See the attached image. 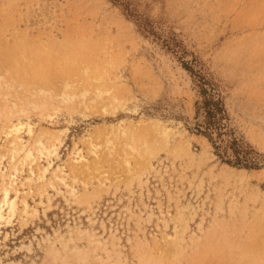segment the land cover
I'll use <instances>...</instances> for the list:
<instances>
[{
    "label": "rangeland",
    "instance_id": "rangeland-1",
    "mask_svg": "<svg viewBox=\"0 0 264 264\" xmlns=\"http://www.w3.org/2000/svg\"><path fill=\"white\" fill-rule=\"evenodd\" d=\"M167 47L204 66L235 137L264 154V0H0V131L11 117L43 142L59 137L44 180L61 166L76 189L55 183L40 197L37 164L30 175L18 166L0 264H264V169L223 163L195 133L197 89ZM119 124L125 137L110 132ZM164 127L175 133L168 145ZM8 146L0 132V177ZM74 147L88 165L76 174ZM21 199L34 213L19 216Z\"/></svg>",
    "mask_w": 264,
    "mask_h": 264
},
{
    "label": "bare ground",
    "instance_id": "bare-ground-1",
    "mask_svg": "<svg viewBox=\"0 0 264 264\" xmlns=\"http://www.w3.org/2000/svg\"><path fill=\"white\" fill-rule=\"evenodd\" d=\"M16 70H17V68H16ZM33 72H34V70H33ZM36 73H38V72H36ZM83 94L84 93H82V95ZM96 94H97L96 96L100 97V93L99 92L96 93ZM71 98L72 97L70 95H68V94H63L61 96V99H63L62 101H64V102H68ZM32 105H33V108L34 109H38V108L45 109L46 108V105L45 104L36 105L34 103ZM49 107H51V106H49ZM20 112H25V110L24 109H21ZM6 116H7V114H6ZM46 116H48V115H46ZM3 117H5V116H3ZM10 118L9 117H5V119H7L5 123H7V124H4V122H3L4 125L1 126V130L2 131H0V132H2V134L4 135V137L6 139H8V145L9 146L7 147V152L9 154V157L8 158L10 159V162H11V163L9 162L10 165H11V171L9 169L10 172L8 173L7 176H5L4 174H2V176H1L2 178L0 177V179H3V182L0 184V196H1L0 197V223L2 221L9 222V220L11 218H13L14 215H16V213L18 212L17 200H18V193L19 192L14 187V185L18 181L17 180L18 177L16 175V173L18 172V170H17L18 166L19 167H22L24 165L28 166L29 167V175H30V174L34 173V172H32L31 166L37 164L36 165V170L38 171V177L37 178H38V180L41 183L39 185V187H38L40 197H42V193L45 192L44 191V188H43L44 186H49L52 189L57 190V187L55 186V183H61L65 187H67L68 188V192L71 195V197L72 196L73 197L76 196V189H75V187L73 185L67 184V182H66V177H67L68 173H65L64 172L65 171L64 170V167L57 166L53 170L50 179L46 180L47 182H45V180H44L45 173L48 171V169L50 167H52V164H53L51 162V159H50L51 156L57 157L58 149H59L60 146H62L61 145V140L59 139V137H54L52 134H50V138L46 142H43L42 139H41L42 135H38L37 134L36 137L34 136V134H36V133H34V129H33V127L30 124L21 123L19 120H16L15 122H13ZM125 129H127V128H124L123 125L119 124L118 126L113 127L112 128V131H110V132L111 133L114 132V135L115 136L117 134H123V137H125L124 135L127 134V133H125ZM23 132H26V134H27V136H29V138L30 137L32 138L33 136L35 137L34 138V141H33V144L31 146H29V143H28V145H26L27 143L24 144L23 138L21 136V134ZM174 134L175 133H173L172 128L164 127L162 129V131H161V135H162L161 136V139H162L163 143L165 145H168L169 144V139L172 136H174ZM115 139H118V138L116 137ZM132 139H134V138H132ZM204 141L206 142V140H204ZM106 142H108L109 144H112V143H110L109 140H107ZM160 143H162V142H160ZM164 144H162V145H164ZM159 146H160V144H159ZM105 147H106V145H105ZM108 147H111V146L108 145L107 148ZM88 148H89V153L92 154L93 158L94 159L97 158L98 157L99 146L96 145V144H93L92 142H90ZM106 150H108V149H106ZM2 157L3 156H0V163H1ZM41 158H45V160H46L45 161L46 162V166H39L38 165L39 160ZM69 160H70V164H71L69 171L72 172V173L75 171L76 168H78L80 166H86V167L88 166L87 165V158H86V156L81 152V149H78L76 147L73 148ZM0 172H2L1 166H0ZM74 173L76 174V171ZM36 174H37V172H36ZM0 175H1V173H0ZM4 177H6V180L7 181L4 180ZM30 178H31V176L29 178H27L26 181L27 182H30L31 181ZM46 179H47V177H46ZM57 191H59V190H57ZM11 194H13L14 196L12 195L13 197H11ZM40 202L42 203V201H40ZM20 204H21V208H20L19 213H18L19 216H26V215L31 214V212L34 213L35 208H32L28 204V202L26 201V199H21L20 200ZM77 233L78 234H82V233H85V232H83L80 229H78L77 230ZM170 237H168V239H173L174 240V238H170ZM93 242H94V244H96V246H98L100 244H104V243H102V242H100L98 240H93ZM61 245H63V244H61ZM114 245H115V243H114ZM53 246H51V248ZM64 247H66V244H64ZM54 252H55L54 254H58V253H56V251H54ZM78 252L79 251L75 250V253H76V254L74 253L75 256L76 255H79ZM117 253H119V252L117 251ZM79 257H80V255H79ZM117 257H118V255H117ZM118 258H120V256ZM81 261H82V258H81Z\"/></svg>",
    "mask_w": 264,
    "mask_h": 264
},
{
    "label": "trees",
    "instance_id": "trees-1",
    "mask_svg": "<svg viewBox=\"0 0 264 264\" xmlns=\"http://www.w3.org/2000/svg\"><path fill=\"white\" fill-rule=\"evenodd\" d=\"M123 12L127 17L134 16L127 5H123ZM133 20L140 33L147 36L154 34L150 20L140 17ZM167 48L177 56L180 65L190 75L197 89L195 133L208 140L215 155L223 163L248 170L264 169V154L235 137L229 125L230 116L218 83L195 57L190 60L185 59L187 52L184 49Z\"/></svg>",
    "mask_w": 264,
    "mask_h": 264
}]
</instances>
